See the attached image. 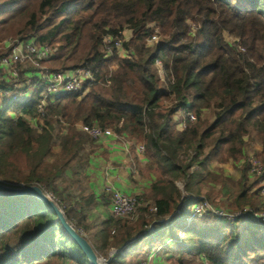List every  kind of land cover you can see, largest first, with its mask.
Returning a JSON list of instances; mask_svg holds the SVG:
<instances>
[{
	"label": "trees",
	"instance_id": "trees-1",
	"mask_svg": "<svg viewBox=\"0 0 264 264\" xmlns=\"http://www.w3.org/2000/svg\"><path fill=\"white\" fill-rule=\"evenodd\" d=\"M125 30L130 57H105L104 38ZM154 34L158 44L147 45ZM224 34L238 41L233 45ZM19 36L56 50L45 63L50 71L84 68L94 82L48 103L41 131L25 120L36 116L40 89L0 110V183L36 185L68 199L69 188L82 189L92 145L75 125L110 128L144 146L155 180L149 196L138 198L134 220L113 217L111 247L125 248L109 264L146 257L156 243L168 244V263L264 264V225L247 217L229 225L187 222L204 185L226 197L224 207L259 201L252 188L264 175L250 179L245 149L254 137L264 166V0H0V39ZM179 111L191 112L195 123L178 130L173 117ZM241 161L237 181L209 169L213 162ZM63 212L69 222L70 212ZM69 243L79 255L67 251ZM0 264L88 263L55 214L25 195L0 196Z\"/></svg>",
	"mask_w": 264,
	"mask_h": 264
},
{
	"label": "built area",
	"instance_id": "built-area-1",
	"mask_svg": "<svg viewBox=\"0 0 264 264\" xmlns=\"http://www.w3.org/2000/svg\"><path fill=\"white\" fill-rule=\"evenodd\" d=\"M158 39L159 37L154 34L146 40V44H158ZM126 41L124 32L121 33L120 37H105L103 40L105 57H111L114 52L122 58L130 57V52L125 51L123 48ZM235 41V39H232L230 43L234 45ZM239 49L241 51L243 50L242 48ZM0 50L5 51V53L0 54V110L10 104L27 102L40 89L39 102L36 105V118L33 117L30 120L35 124V128L38 131H41L43 128L42 123L45 117V108L48 103L55 102L62 94L79 92L86 84L91 85L94 82L92 73L84 68L69 71H50L43 62L51 58L56 50L46 45L39 46L33 40L31 41V39H6L0 42ZM26 65L30 66L32 70L29 75L37 74L38 78L29 79L25 76L27 72L25 69L22 70V67ZM154 68L158 78L164 81L165 74L160 59L154 60ZM21 76L25 77L23 83L20 82ZM195 121V115L187 112L186 117L180 119L176 127L179 130H185L189 124L195 123ZM75 128L78 132L86 134L91 140L114 137L122 143L126 150L131 145L130 141L122 136H118L110 128L103 129L96 124L86 125L81 123L76 124ZM136 151L143 154L144 146L137 144ZM248 166L250 175L256 177L264 175V166L257 159L250 158ZM42 191L62 212L67 209V205L50 190L45 189ZM262 192L264 193V183ZM138 205V197L134 195H126L118 191H113L110 195V213L112 217L134 220ZM151 210L153 212L156 211L154 203L151 206ZM207 217H211L221 223H234L247 217L254 223L264 225V216L251 212L246 208H243L241 211H223L210 206L207 199L199 198V201L191 207L187 222L189 223L194 219ZM152 231L153 228L151 226L149 233ZM77 232L80 235L82 234L80 230ZM115 255L116 250H112L107 258L100 257V260L103 264H108Z\"/></svg>",
	"mask_w": 264,
	"mask_h": 264
},
{
	"label": "crops",
	"instance_id": "crops-1",
	"mask_svg": "<svg viewBox=\"0 0 264 264\" xmlns=\"http://www.w3.org/2000/svg\"><path fill=\"white\" fill-rule=\"evenodd\" d=\"M124 37L129 40L131 32L125 30ZM27 75L29 74L26 73L25 76ZM208 115L212 118V114L209 111H204V116L208 117ZM184 117L183 111L177 112L173 117L175 126ZM62 132L65 133V130ZM137 144L140 143H131L126 150L122 143L114 137L92 140L87 165L81 175L82 189H80L81 185L69 188L66 192L71 194L68 199H66L65 195L60 197L55 193L67 205L66 210L70 212L71 217L69 223L76 231L80 230L82 232L81 236L87 241L98 239L100 233L110 232V234H113L112 219L114 220V218L110 213V195L113 191L134 195L138 198H145L151 193L150 188L155 180L153 166L145 158L144 153L141 154L136 151ZM260 149L261 147L257 143H249L245 151L249 155L255 151L259 152ZM58 150L57 147H54V152L58 153ZM217 167L219 170L217 168L214 169L216 173H220L234 181L239 178V176L236 179L232 177V171H230L232 168L229 170L219 164H217ZM67 174L70 175L69 172ZM206 197L212 199L213 196H208L202 190L198 198ZM223 201L225 202V198ZM88 243L92 246L90 241ZM92 248L94 249L93 246ZM112 250L115 249L110 247L108 251L105 249L94 251L99 257H105ZM152 252L154 251H149L147 257L151 258V260L155 257V253Z\"/></svg>",
	"mask_w": 264,
	"mask_h": 264
},
{
	"label": "rangeland",
	"instance_id": "rangeland-1",
	"mask_svg": "<svg viewBox=\"0 0 264 264\" xmlns=\"http://www.w3.org/2000/svg\"><path fill=\"white\" fill-rule=\"evenodd\" d=\"M18 24H20V20H19V23ZM188 24H190L191 25V23L188 21ZM192 27H194V26H192ZM26 35L28 34L27 32L25 33ZM25 34H24V36H25ZM23 36V37H24ZM11 38H21V36H19V37H9V38H6V39H11ZM224 38L225 39H227V41L228 42H231L232 41V39H236V38H234V37H232V36H230V35H227V34H224ZM6 39H0V42L1 41H4V40H6ZM237 41H238V39H236ZM150 46H152V45H150ZM3 53H5V51H3V50H0V54H3ZM45 63H46V61L45 62H43V64L45 65ZM26 70V72L29 74L30 72H32V70H31V67L30 66H28V65H26V66H24V67H22V70ZM23 74V73H22ZM32 74V73H31ZM27 78H29V79H36V78H38V75L37 74H35V75H27L26 76ZM25 81V77H23V76H21L20 77V82L21 83H23ZM99 91H103V90H99ZM80 92V91H79ZM86 92H88V90L86 91ZM85 92V93H86ZM36 118V117H35ZM204 118L206 119V120H208V121H211V116H209L208 115V117L206 116H204ZM203 118V119H204ZM32 118H29V117H26L25 118V120L27 121V122H29V124L32 126V127H35V124L33 123V122H31L30 120H31ZM249 143H257V145L258 146H260V144H259V142L254 138V137H251L250 139H248V141H247V146H246V149H247V147H248V144ZM54 151V150H53ZM56 152V151H55ZM54 152V153H55ZM145 152V151H144ZM57 153V152H56ZM55 153V154H56ZM259 152H257V151H255V152H253L252 154H246V156H247V159H246V163H248V161H249V159L250 158H255V159H257L258 160V158H257V154H258ZM259 161V160H258ZM260 162V161H259ZM231 163V164H230ZM241 163H242V161L241 162H239V163H237V164H234L233 165V163L232 162H228V163H225V164H219V165H222V166H224V168H226V169H229L230 170V168H232L230 171H232V177L234 178V179H236V177H238V176H240V171L238 170L239 169V166L241 165ZM215 168H217L218 170H219V168L217 167V164H215L214 162L213 163H211L210 165H209V169L210 170H212V171H215L214 169ZM248 168H249V166H248ZM228 173V172H227ZM253 178H258V177H256V176H253V175H251L250 176V179L251 180H253ZM234 181V180H233ZM235 181H237V180H235ZM2 184H5V185H9V186H11L9 183H10V181L9 180H5L4 182H1ZM263 183H264V177L260 180V183L258 184V186L257 187H254V188H252V191H258V196H259V201H257L256 202V205H254V206H251V205H245V206H243L241 209H231V208H228V207H224L223 206V200H224V198L226 199V197H224V196H222V195H218V196H216V195H214L213 193H212V191H213V189H215L216 187L215 186H212V185H209V186H202V190L208 195V196H213L212 197V199H211V201L209 200L208 201V203H209V205L210 206H212L213 208L215 207V208H219V209H221V210H223V211H241L243 208H246V209H248V210H250L251 212H255L256 214H258V215H262V216H264V193L262 192V187H263ZM19 185H22V184H19ZM210 186H212V187H210ZM78 187V186H77ZM177 187H179V189L180 190H183V185L182 184H179L178 183V186ZM218 187H220V185L218 186ZM52 193H53V191L52 190H50ZM54 194V193H53ZM230 198V197H229ZM148 205H149V203H147ZM136 216V215H135ZM207 219H212L211 217H207ZM237 222V221H236ZM223 224H225V225H229V224H231V222H228V223H223ZM257 224V223H256ZM182 225H183V223H182ZM259 225V224H258ZM263 226V225H262ZM110 233V232H109ZM109 233L107 232H104V233H100V235H99V237H98V239H92V240H88V241H90V243L92 244V246L94 247V250H96V251H102V250H109L110 249V247H111V245H112V234H110L111 236H109ZM156 242H153V244H155ZM166 246H168V244L166 245ZM166 246H164V247H162L161 245H159V244H155L154 245V249H153V251L154 252H152V253H155V257L151 260V258H147L148 257V253L146 252V257H145V255H143V256H138L137 257V259H135V258H132V259H130L131 261H130V264H177V261L175 260V259H173V261L171 262V263H168V262H164V259H163V257L165 256V254H163V251H164V249H166ZM161 247V248H160ZM10 248L12 249V250H14L15 249V246H14V244L12 243L11 244V246H10ZM67 251L68 252H73V253H75V254H77V255H79V252H78V250L75 248V246H73L72 244H68L67 245ZM127 249V248H126ZM121 253H124V250H122L121 251ZM110 254V253H109ZM109 254H107V256H105L106 258L109 256ZM158 257V259H156L157 257ZM133 257V256H132ZM147 261H146V260ZM145 261H146V263H145ZM142 262V263H141ZM125 264H129L127 261H126V263Z\"/></svg>",
	"mask_w": 264,
	"mask_h": 264
},
{
	"label": "water",
	"instance_id": "water-1",
	"mask_svg": "<svg viewBox=\"0 0 264 264\" xmlns=\"http://www.w3.org/2000/svg\"><path fill=\"white\" fill-rule=\"evenodd\" d=\"M25 195H30L44 203L55 214L57 220L60 223L61 230L77 246L88 264H103L100 260V257L96 254L88 241L74 229V227L66 220L64 213L46 197L40 187L36 185L27 187H24L23 185L9 186L0 183V196L2 197L14 198ZM124 248L125 246L119 250H116V254L121 253Z\"/></svg>",
	"mask_w": 264,
	"mask_h": 264
}]
</instances>
